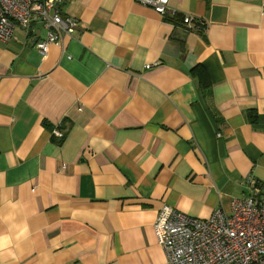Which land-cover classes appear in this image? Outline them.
Masks as SVG:
<instances>
[{
	"label": "crops",
	"instance_id": "crops-1",
	"mask_svg": "<svg viewBox=\"0 0 264 264\" xmlns=\"http://www.w3.org/2000/svg\"><path fill=\"white\" fill-rule=\"evenodd\" d=\"M60 6L76 26L44 55L39 23L0 41V216L30 231L6 264H168L162 205L264 196V0Z\"/></svg>",
	"mask_w": 264,
	"mask_h": 264
},
{
	"label": "built area",
	"instance_id": "built-area-1",
	"mask_svg": "<svg viewBox=\"0 0 264 264\" xmlns=\"http://www.w3.org/2000/svg\"><path fill=\"white\" fill-rule=\"evenodd\" d=\"M66 0H0V41L15 37L17 31L30 33L37 23L46 30L34 47L44 55L50 44H59L70 34L76 21L61 14ZM163 14L168 0H136ZM182 22L201 29L190 16ZM55 135L61 137L60 131ZM242 198H233L230 209H215L204 219L187 216L162 205L154 227L168 264H264V196L258 188Z\"/></svg>",
	"mask_w": 264,
	"mask_h": 264
},
{
	"label": "clouds",
	"instance_id": "clouds-1",
	"mask_svg": "<svg viewBox=\"0 0 264 264\" xmlns=\"http://www.w3.org/2000/svg\"><path fill=\"white\" fill-rule=\"evenodd\" d=\"M11 207L16 208L18 205L12 204ZM0 223L8 226L7 232H0V264H6L4 257L8 256L15 259V250H19L21 244L28 240L30 231L26 221L17 223L14 212L0 216Z\"/></svg>",
	"mask_w": 264,
	"mask_h": 264
},
{
	"label": "trees",
	"instance_id": "trees-1",
	"mask_svg": "<svg viewBox=\"0 0 264 264\" xmlns=\"http://www.w3.org/2000/svg\"><path fill=\"white\" fill-rule=\"evenodd\" d=\"M191 74L193 75V78L198 79L199 88L202 94L205 96V98H209L210 97V86H209V82L207 80L206 74L204 72V69H201L200 66H195L191 70ZM249 119L251 122L255 121V115L253 117L252 116L249 117Z\"/></svg>",
	"mask_w": 264,
	"mask_h": 264
}]
</instances>
